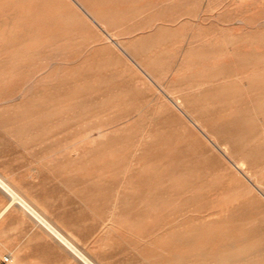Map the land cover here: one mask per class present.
Returning a JSON list of instances; mask_svg holds the SVG:
<instances>
[{"label":"rangeland","instance_id":"obj_1","mask_svg":"<svg viewBox=\"0 0 264 264\" xmlns=\"http://www.w3.org/2000/svg\"><path fill=\"white\" fill-rule=\"evenodd\" d=\"M113 1H114L113 3L112 2L110 3L114 4L115 9L113 10V12H115L117 16L122 17L121 19H123L126 17L124 15H128V19H129L128 22H126L124 26L119 27L122 35H124L125 38L133 37V39L137 38L136 35H139V33L140 35L138 37H140L141 35L146 36L149 32L148 28L142 31L137 29H140V27L145 25L146 22H144V18H147L153 14L154 10L151 4L152 0L149 1L148 0H130V1L113 0ZM238 1L241 2L240 3L241 5L239 4ZM235 2L237 3L234 4ZM255 7H257L258 9ZM211 8H213V10H211ZM178 9L181 11V17L178 19V21L175 22L169 21L168 23L169 26L165 28V31H162V33L160 32L158 36V38L160 37L163 38L164 36L165 38L164 41L162 42L166 43L167 45L168 44L170 45L167 46L164 45L163 43H158L160 45L159 46L156 45L154 46V48H151V52H149L150 54L148 53V57H147L150 58L153 57V55L158 57V59L164 64V69H165L164 75L166 74V70L168 67L169 69L172 67L174 69V67L180 61V58H182L183 53L188 48V45L186 44L187 43L186 39L188 35H190V33L192 32L204 34L209 30H211L212 32L218 31L220 28L226 30L228 33L229 32L232 33L233 31V33L241 34L242 35L241 38L244 40L246 39L248 43H252V41L254 42L257 41L258 39L260 40L262 39L261 41H263L264 39V19H262L264 17L263 0H244V2H242V0L241 1L240 0H179L178 2H173V1L169 2L166 5V7L163 9V11H161V9L159 8L156 9V11L158 13L161 12L164 13L167 19L174 20L176 19L174 18V12H176V10ZM57 11L52 10L53 13L55 12L54 15L56 16L55 17L56 19L54 18L55 22L50 25L49 29L51 30V33L54 34V36L57 35L56 36L57 38L61 37L60 38L61 41L57 39L59 42L58 41L56 42V37H52V34L50 36L52 38H50L48 34L44 32L38 33L36 31H33L35 33V36L34 33L31 31L26 33V38L21 39V42L30 44L32 43L31 41L33 40L32 38H35L32 44H34V51L36 50L38 52L36 53L38 55H36L35 53L31 55V56H35L34 58L31 57L30 55L23 56V58L25 59L24 62L27 61L26 64L28 62L29 63L34 62L37 65V67L41 68L43 66L46 67L48 61L51 62L50 64L48 63L49 67L54 64L57 68L56 69L54 68L55 66H51L49 69V67L47 66V68H45L46 72L42 74L43 76H47V78H45L46 81L44 79H43L44 81L42 80L43 86L41 87L44 89L42 88H41L42 90L40 89L41 90L40 96L42 100L38 111L39 114L35 116L33 119L32 118L30 119L29 114L26 112L29 111L28 108L26 107L27 106L26 101L22 102L20 104L21 106L17 104H10L0 107V120L2 119L3 122L2 120L1 122L5 124L2 125L0 122V177L16 192V194L22 198L24 197L25 199H28L31 202L35 203L40 208L45 218L54 226L56 225L57 228L74 244L77 243L76 247L79 250V252L82 253L83 256L85 257L87 256L86 258L89 261L91 259L93 264H196L201 260L196 259L197 262L194 259L192 260V262L187 261L186 259H183L184 255L193 253L195 251H201L204 249L205 250L209 249L207 251H213L215 249V247L212 245L213 242L214 244L217 243L222 244L223 242H226L225 240H227L226 239L227 237L226 235L223 234V232L225 230L229 231V229L232 228L234 225L232 224L233 222L238 221L240 224L239 226L246 227L247 226L246 221L252 220L251 217L255 219L259 218L260 220V216H261L260 214H262L261 218L264 219L263 217L264 211L262 210V208L261 209L257 208L258 205L257 199L253 198L252 196L247 194L246 191L240 188L238 182H236L235 180L234 181L230 180L229 177H227L226 179L227 181L224 180L225 182L223 181V183L220 181L221 185H219V183H216L214 181L215 178L213 179L212 177L216 176V178L219 180L223 176H225V173L222 176L221 174L224 171L223 170L219 171V169L221 170V168L219 167L218 169L217 161L211 156H208V154H205L203 141L198 137H196L195 135L188 132L187 130H185L182 121L180 122L179 119L162 115L158 113L156 109H154L155 106L152 104H155L154 103L155 97L151 94L152 92L149 89L148 91L144 92L145 90H147V88L134 87L136 85L132 80L134 77L138 76L136 70L129 66L128 67L126 66L127 68H124L125 66L124 65L122 66L123 62L121 61L119 55L116 52H113L111 50L108 54V51L110 49H107L108 51H106L105 48L104 50H100V51L98 49H95L94 51L98 50V52L97 51H96L97 53L94 52L92 50V45L94 44L92 43V37H94V34L96 36L97 33L92 32V33L83 34V32L86 33L85 32L86 29H83L82 27H78L80 25L82 26V24H80L79 22L76 23L75 14L72 11H69L68 13L67 12L63 13V10H57ZM70 12H72L73 14ZM69 13L72 15L70 16ZM30 14L33 13L26 14L25 20H28L26 17L32 16ZM63 14H65V16H68L69 14L70 16L69 20L71 19L74 20L75 22L74 21L71 22V23L74 22V24L71 25L69 20L67 22H63L64 23L63 24L61 22L62 20L61 18L64 16ZM60 15L63 16L61 17ZM65 16L63 17V19H67L69 17L68 16L67 18H65ZM34 17L32 16L29 18L32 19ZM204 17L209 18L210 22H214L212 28L208 29L209 26L201 25L202 21H204L203 20ZM238 19H243L244 23H240ZM131 25L132 27L136 25L137 26L136 28L134 27L132 29ZM232 25L233 26L235 25V27L233 28ZM238 25L239 26L242 25V26L238 28ZM72 26L74 27L73 30H71ZM67 27H70L69 28L70 32L66 31L67 32L66 34L63 30L64 29L67 30L68 29ZM235 28L237 29L235 30ZM80 30L81 32L80 34H78ZM87 31L89 32V30ZM134 31L136 34L134 33ZM41 33L42 36H40ZM72 33L74 34L72 35ZM69 34L71 36H69ZM81 34L84 40L81 39ZM46 35L49 37L48 39L45 37ZM85 35L88 36V39H86L87 36ZM78 36H80V38H78ZM65 38H67L68 40L67 39H66L67 41L63 40ZM73 38L76 39L73 40ZM42 39L45 40L43 41ZM46 39L48 41H53V42L55 41V44L61 47L63 46L62 41H65L64 44H66V47L63 46L65 49L59 48V46L58 47L54 46L55 45L54 43L52 44L53 46L50 45L49 47H43L42 45L46 43L45 42ZM36 40L37 42L39 41L38 45L37 42L35 44ZM40 41L42 42L41 44ZM72 41L73 43L71 44L75 43L76 45L77 44H80L81 46L83 45V48L86 47L84 49H86L87 52H85L86 50H84L81 46L78 45L76 46L75 44L74 45L76 49L70 48L72 45L67 46L68 43ZM5 43H7L6 45H8L9 44L8 40H6ZM86 43L89 44L88 47L85 46ZM54 47L56 49L58 48L57 49L58 53L57 50L56 51L51 50V48L53 49ZM66 49H68L69 52H67L66 55H63ZM80 49H82V51ZM159 49L163 51L165 50L168 54H166V52H163ZM43 51H45V53ZM104 51H106V53ZM53 52L55 54H52ZM75 52L79 54L78 55L76 54L77 55L76 56ZM92 53H94L95 55H93ZM110 53L113 55H111ZM114 53H116V56ZM102 54H106L104 55L105 57H103ZM47 55L49 56L51 55L52 57L53 55L55 57H57L56 55H58V57L52 58L51 56L48 57ZM62 55L63 57L60 58ZM83 55L84 56L87 55V57L84 58ZM88 55H90L91 57L90 59ZM44 56L47 59L46 61L43 60ZM82 57H83V61H82ZM115 57H117L116 58L117 60L115 59ZM249 57L253 58V55H249ZM63 58H67V59L63 60ZM262 58L264 60V55L262 56ZM57 59H58V63L56 61ZM78 59L80 63L75 62L77 63L75 65V63L73 62L78 61ZM54 60L56 63H53ZM85 60L87 63L84 62ZM98 60L101 63L97 64V62H99ZM59 62L61 63L63 62V63L60 64ZM83 62L84 64L82 65ZM104 62L106 63L105 65L103 64ZM96 64L97 65L100 64V66L104 65L105 67L103 66L104 68H102L101 66L100 68V66H97ZM57 65H59L60 67L62 66L63 71L61 70V68H59V66L57 67ZM72 66L74 68L75 67L77 68L72 70L73 69ZM83 66L85 67L87 66L88 68L86 69L88 70H84ZM106 68L109 69V71ZM97 69L98 72L101 70L104 71L103 69H105V72L102 73L103 75L107 76L106 81L108 82L106 81L104 82L105 77L102 76L101 72L98 73ZM23 71L27 72V69L25 68V70ZM83 71H87V73L85 72L86 73L85 74ZM59 72L61 73L60 75L61 77L59 76ZM88 72L89 75L91 74L90 72H94V74L92 73L93 75H90V79ZM95 72L98 73V76L95 75L97 74ZM77 74H79L78 77ZM53 75H55L54 76L55 80L54 79L49 80V78L51 79ZM57 75L60 78L58 79V81H57V77H58ZM84 75L87 76V77L85 76L87 84L90 85L91 83H88V81L93 79L92 83L93 82L94 83L91 84L93 87L97 86L96 83H98V87L101 86L99 88L97 87L98 90L100 88L102 90V91L100 90L101 92L98 91L99 94L96 92L97 89L93 88L94 93L92 91V95H91L92 98L89 95V93L91 94L92 86H90L91 88L88 87L89 85L86 87L87 84L84 79L85 78ZM94 75L96 79L101 75L100 78L101 80H98L99 79L98 78L95 81ZM113 75L115 76L113 77ZM168 75H170V73ZM198 76L199 74H192V75L188 74V76L186 75L185 77L182 78V80L184 83H190L198 79ZM66 78L68 81L71 80L67 84L66 82L68 81H66ZM74 79H76V81ZM64 80L66 82H64ZM77 81L78 82L83 81V82L78 83ZM99 81H101L100 83L101 85L99 84ZM44 82L51 83V85H49V88L48 85L44 84ZM57 82L58 85L56 86ZM59 83H63V84L65 83V86L67 85L68 87L69 86L70 87L69 88L67 86H66L67 88L63 87L64 85L63 84L59 85ZM105 84H107L106 88L103 89L106 90H103L102 87H105ZM81 85H83V87L79 88V86ZM84 86L86 88H84ZM121 86H125V87L121 88ZM87 88L89 89V93ZM117 88L119 89L118 91ZM110 89L113 91H111ZM143 89L144 91H141ZM121 90L122 91L125 90V91L122 92ZM61 91L64 92L65 94L79 93V96H81L82 94L83 99L81 96L80 98L82 100L80 98L79 100L78 99L75 100L72 99L70 95L69 96L66 95L67 97L65 98V94L63 95ZM108 91L109 94L107 95L108 96L107 97L105 94H107ZM225 91L229 97L228 98L229 100L227 99L225 102H219L217 98L220 99V94H218V91L216 92V90H213L212 96L214 97V101H212L211 103H206L207 101L203 102L204 106L208 105L213 108H219V109L224 107L228 108L230 106L231 107L240 106L250 110H252V108H254L255 110L258 109V112H262L264 114V90L250 93L251 95L249 97L244 93L242 94V92L240 91V89H238V86L236 85L227 87ZM45 92H47L48 95ZM115 92H117V94H115ZM147 92L148 93L151 92L149 93L150 95L147 94ZM59 93L61 95L58 96L57 94ZM145 93L147 94V96ZM96 94H98V96H96ZM113 94L115 96L114 98H112ZM120 94H122L124 98L121 97L122 95ZM77 95L78 94H75L73 95V97L75 98ZM86 95L89 96V98L91 99L90 100L86 99L88 98ZM120 97L123 98V100L119 101L120 103L118 104V100L120 99ZM135 97L138 99H136ZM62 98L64 99L62 100ZM50 99L54 100L55 102L54 101L52 102V100ZM65 99H72V101L75 100L77 104L81 102L80 104L83 105L82 109L84 110L80 108L81 107L80 104L77 106V104L74 102L71 103L69 102V104L67 105V102L71 100L68 101L66 100L65 102ZM93 99L94 101L92 102ZM99 99L100 100L103 99L101 102L104 103V106H102V103L100 102ZM132 99L135 103L132 101ZM144 100L146 102H143ZM151 100L153 103L151 102ZM112 101L114 102L117 101V103L115 102L114 104V102ZM94 102L95 104L98 102L99 103L98 105L97 104L95 105ZM129 102L130 105L133 104L134 107L136 105V109L138 108L137 106L139 105L140 106L139 111L144 108L143 110L144 112L140 111L141 113L143 112L141 114L137 110L138 111L137 113L134 107L132 109L133 105L130 106L128 104ZM108 103H111L112 105L111 104L109 105H111L112 107L113 105L115 106L113 108H110L111 106L108 107ZM148 103H152V104H148ZM72 104L73 105L75 104L76 106H72ZM143 104L146 106V108L145 106H143ZM16 105L18 106V108ZM64 105L68 110L64 107ZM148 105L149 108L150 109L152 108L151 110L154 112H152L151 110L150 112L149 108L147 109ZM90 106L94 109L97 107L100 108H97L98 112L95 113L96 110L92 109ZM101 107L103 109L106 107L104 110L106 113L102 110ZM79 108L80 110H78ZM88 108L91 109L92 111L91 110L87 111ZM72 109H73V113L70 114L72 111H70L69 113V110ZM99 110H101L100 111L101 113L99 112ZM80 111H83L82 113L87 112L89 114L88 115L87 113L82 114L80 113ZM147 111L148 113H150V115L148 114V116L145 113ZM23 112L27 113L28 115L24 114ZM74 112H76V114H74ZM93 112L95 114H92ZM7 113H9L10 116ZM54 114L55 115L57 114L56 115L57 117ZM63 114L64 116H62ZM79 114H82V117ZM97 114H98V118L94 116ZM84 115H86L87 117ZM124 115H126L125 118L123 117ZM100 116H103L104 118H101ZM127 116L130 118L128 119ZM148 117H151L150 120L148 119ZM66 118H68L67 122L66 120H64ZM76 118L78 119L77 121L75 120ZM44 119L47 121H43ZM109 122L110 123L112 122L113 127H118V125H120L121 126L120 131L123 129L122 132L120 133L119 131L120 126L117 128L118 130L115 128L117 131H119V134L116 130H114V128L110 129L111 124ZM244 122L246 125L248 124L249 126H252L257 129L260 123L255 120L253 114L249 115L248 117H245ZM59 123L61 126L58 125ZM68 123L70 124V126ZM233 123L232 124L236 126L237 123L236 122ZM129 124L131 126H129ZM66 125L68 126L69 130L67 129ZM104 127H106V129ZM107 128L110 131L107 130ZM145 128L146 130H143ZM59 129L61 130L63 129V130L61 131ZM112 130H114V132ZM67 131L69 134L66 133ZM70 131L73 135L70 133ZM55 132L57 133L59 132V134ZM81 132H83V134ZM60 133L61 134L64 133V135L63 134L61 135ZM261 133L262 132L260 131L259 135H261V139H263L264 136ZM104 134L106 137L104 136ZM150 134H154L155 138H149ZM22 137L24 138L22 139ZM67 137H69L68 140H66ZM76 137L77 140L79 139L81 140V142H78L79 140L77 141L75 139ZM31 138L37 140L39 138L40 139L39 142L37 143L36 142L37 140L33 141ZM83 138L84 139L88 138L89 140L91 138V140L89 141L88 139H85L86 140L85 141L83 140ZM59 139L60 141L64 140L63 141L64 145L62 144L63 142L57 145V142H60ZM72 140H74L73 143H70V141ZM31 141L33 142V145L39 144L37 145L38 150L40 147L39 153L37 150H35L36 148L35 145L33 146L34 148L32 147ZM136 141H138V143ZM66 142H68L66 146L72 144L74 145L76 143L80 144V147H82V152L85 153H82L79 157L74 156L73 153L70 152V149L66 150L65 147H63L65 146ZM25 143L27 145H24ZM135 144L138 146H136ZM60 145L62 146V148L59 147ZM28 148L30 150H28ZM56 148L58 150H56ZM41 149L43 150V152L41 151ZM145 149H147V151H145ZM35 151H37V153ZM34 154H35V158H34ZM83 154H85L86 157H84L85 155ZM142 154L143 156L139 158ZM36 158L38 161L36 160ZM39 159H42V161H40ZM137 161H141L143 163V166L141 168L139 165H134ZM169 161L170 163H168ZM258 161L261 165H263L264 157L258 158ZM33 162L36 165L33 164ZM40 163L42 164V166ZM39 164L40 166H38ZM171 165L174 167H172ZM215 166L217 167L216 170H218V171H214L215 174L214 172L212 174H205L206 168L209 167L212 168ZM46 167H48L49 169ZM133 168L136 171H134ZM168 168H171L172 171H168L169 170ZM51 170L53 171L54 174L52 173ZM196 171L199 173H197ZM172 172H175L174 175H172L173 174ZM115 173L118 175H116ZM162 173L165 174L163 175ZM195 173L197 174V178ZM169 176L171 177V179L169 178L171 181L174 180L172 183H170L171 181H167L166 177ZM202 177L203 178L206 177V178L203 179ZM77 181H79V183ZM196 182H200V183H196ZM127 184H130L129 186L133 190L135 187H136L135 190L136 189L139 190L137 191L134 190L132 192V189ZM214 185L215 186L218 185V187L217 186L215 187L218 189H214ZM119 186L120 187L123 186L122 189L124 191ZM187 187L189 188V190L190 189L191 190L189 191ZM115 188H117L118 191ZM193 189H196V191L194 190L195 192H192ZM201 189H203L204 191L203 193L205 196L203 195ZM234 190L236 191L234 192ZM184 191L185 193L183 197ZM197 191L199 192V194ZM196 192L199 196L198 198L193 197L194 199L193 200L191 196H195L193 195V193ZM155 193L156 194L159 193V196H161V198L158 196V194L156 195ZM225 193H227L228 195ZM186 194L190 196H186ZM224 194L225 196L226 195L227 196L225 197ZM167 195L169 196L167 197ZM124 196L126 197L124 198ZM183 198L186 199L184 200ZM143 199L144 201H141ZM164 199H167V201H164ZM158 200L162 202L160 203L159 201L160 203L159 204L157 203ZM180 200L184 202H180ZM186 201H188V204L190 201L191 205L189 204L188 206V204H186ZM145 202L147 203V206ZM133 203H136V205ZM176 204H178V207L177 206L175 207ZM141 205L151 208L152 211L144 206L142 207ZM193 205L194 207H192ZM171 206L174 211L173 210L169 211L170 209H172ZM166 207L167 208L169 207L170 209L169 208L167 209ZM198 207L199 208L201 207L199 209L200 210L199 213H197L199 210L198 211L196 210L198 209ZM114 208H117L119 213L121 214L120 220L116 222L114 221V219H116L117 216L111 217L110 215V213L113 212ZM193 210L196 212H193ZM221 210L223 211L220 212ZM213 212L216 214H214ZM218 213H220L219 215L220 218L217 220ZM0 215H1L0 264H6L3 261V257L6 254L12 255V258H14L11 264H88L83 257H80V255L77 252L67 248V246H65L62 242H60V240H58L55 236L52 237L46 234L45 231L40 226L32 222L29 218H27V216H24V213H22V211L18 209L14 203H11L9 197H7L4 194V192H2L1 190H0ZM151 217L153 220L155 219L156 220L154 222L152 221L150 222ZM126 218L127 221H123V219ZM106 219H108L106 221L107 225L105 223ZM118 219L119 216L117 217V220ZM167 221L170 222L168 223ZM144 223L149 225L151 224L152 226L151 225L145 226ZM141 224H143V227H141ZM148 228L150 230H148ZM109 229L112 230L109 231ZM117 230H118V234H117ZM108 231L111 233L113 231V233L111 234ZM135 232L136 235H133L135 234ZM186 232H188L189 234H187ZM184 233H185V237H184ZM125 234H127L128 236ZM220 235H222V237ZM180 237L182 238V240L185 238L184 240L185 243L182 240H180L181 239ZM190 238H192L191 239L192 242L190 241ZM186 240H188L189 242L186 243ZM77 254L79 255V257ZM180 255H182L183 257L181 256L180 258ZM145 261L149 263H146Z\"/></svg>","mask_w":264,"mask_h":264},{"label":"bare ground","instance_id":"obj_2","mask_svg":"<svg viewBox=\"0 0 264 264\" xmlns=\"http://www.w3.org/2000/svg\"><path fill=\"white\" fill-rule=\"evenodd\" d=\"M130 1V0H129ZM149 1V0H148ZM178 2L179 0H152L151 4H152V8L154 10L153 14L150 15L147 18H144V22L145 25L140 27V29L137 30H145V29H149L148 34L145 35H141L140 37H138L140 35H136L137 38L133 37H126L124 35H122L121 30L119 27L124 26V24L126 22H128V15H124L126 16L125 18L121 19L122 17H119L116 15L115 12H113V10L115 9L114 4H112L114 1L113 0H0V107L5 106V105H10V104H17L20 105L22 102L26 101L27 104V108L29 111H26L29 114L30 119L34 118L35 116H37L39 114V107L41 105V96H40V91L44 88H42V80L45 78H47V76H43L42 74L46 72L47 66L49 67V64L51 62L47 61V66H43L45 64H43V67H37V65L34 62H28L26 64L25 59L23 58V56L26 55H32V54H36L38 53L36 50V52L34 51V44L33 41L35 40V38H32L33 40L32 43H23L21 42L22 38H26V33L27 32H44L46 34H48V36H51V30L49 29L50 25L53 24L54 18L56 17L54 15L53 11H57V10H63V13L65 12H69L72 11L75 14V20L76 23L79 22L80 24H82V26H78V27H82L83 29H86L83 34H87V33H94L96 32L97 35L94 37H92V43H94L92 45V50L94 51L95 49L100 50H104V48L106 49V51H108L107 49H110L108 51L109 52L112 50L113 52H116L122 63V66L124 65V68H127L128 66L135 69L136 72L138 73V76L133 78V82L136 86V88H147V90L144 91H148V89L152 92L151 93L155 98H154V103H148V104H152L154 106V109L157 110L158 113L165 115V116H169V117H174L180 120V122L182 121L183 127L185 130H187L188 132H190L191 134L195 135L196 137H198L199 139H201L204 143V149H205V154H208V156H211L212 158H214L217 161V165H218V169L219 167L221 168V170L219 169V171H224L222 172V176L225 173V176H223L221 179H217L216 176L212 177L214 179V181L216 183L220 184V181L223 183L224 180L227 179V177L230 178V180H235L236 182H238L240 188H242L244 191L247 192V194H249L250 196H252L253 198H256L258 201V205L257 208H262V210L264 211V164L261 165L258 161V158L260 157H264L262 155H264V114L262 112H258V109H254L252 108V110L247 109V108H243L240 106H233V107H224V108H213L211 106L205 105L203 102L206 103H211L212 101H214V97L212 96V91L216 90V92L218 91V94H220V99L217 98V100L219 102H225L229 97L225 91V89L227 87L236 85L238 86V89H240V91L242 92V94H246L248 97L251 95L250 93H254V92H259V91H263L264 90V60L262 58V56L264 55V39L263 41H261L260 39H258L257 41H252V43H248L246 41V39H242V35L238 34V33H232L231 32H227L224 29H220L218 31H214L212 32L211 30H209L208 32L201 34V33H196V32H192L190 33V35H188L187 37V45L188 48L186 49V51L183 53L182 58H180V61L177 63V65L172 68L169 69V67L166 70V74L170 73V75H164V64L158 59V57H156L155 55H153V57L147 58L148 57V53L151 52V48H154V46L156 45H160L158 43H163L162 41H164V36L163 38L159 36V33L162 31H165V28H167L169 26V21H178V19L181 17V11L178 9L176 10V12H174V18L176 19H172L169 20L165 17L164 13H158L156 11V9H161V11H163V9L166 7V5L169 2ZM241 1V0H240ZM264 1V0H263ZM112 2V3H110ZM239 2V1H238ZM242 2H244V0H242ZM237 2H235L234 4H236ZM241 2H239L240 4ZM257 3V1H256ZM246 4V3H245ZM241 5V4H240ZM261 5V3H260ZM231 6V5H230ZM238 6V5H237ZM121 8V7H120ZM257 8V7H255ZM258 9V8H257ZM211 10H213V8H211ZM137 11V9H136ZM254 11V9H253ZM58 12V11H57ZM60 12V11H59ZM70 12V13H72ZM29 13H33L30 14L32 15L34 18H29L26 17L28 20H25V16L26 14ZM69 13V14H70ZM72 13V14H73ZM203 13V12H202ZM248 13V12H247ZM58 14V13H57ZM62 14V13H61ZM68 14V16H69ZM70 14V16L72 15ZM184 14V13H183ZM253 14V13H252ZM65 16V14H63ZM62 15V16H63ZM67 15V14H66ZM176 15V17H175ZM216 15V14H215ZM259 15V14H258ZM61 16V15H60ZM61 16V17H62ZM63 16V17H64ZM68 16H65V18H67ZM70 16L67 19H63V17H59L61 18V22H67L70 18ZM123 16V17H124ZM204 16V15H203ZM257 16V15H256ZM74 17V16H73ZM130 17V16H129ZM72 18V17H71ZM132 18V17H131ZM56 19V18H55ZM58 19V18H57ZM133 19V18H132ZM137 19V18H136ZM182 19V18H181ZM264 19V17L262 18ZM261 19V20H262ZM60 20V19H59ZM58 20V21H59ZM65 20V21H64ZM138 20V19H137ZM204 21H202L203 26H209L208 29L212 28V25H214V22H210V19L207 17L203 18ZM260 20V21H261ZM70 24H74V20H69ZM72 21H74L73 23H71ZM135 21V20H132ZM207 21V22H206ZM238 21L240 23H244L243 19H238ZM263 21V20H262ZM60 22V23H61ZM204 22V23H203ZM237 22V21H236ZM57 23V20H56ZM61 23V24H62ZM135 23V22H134ZM177 23V22H176ZM233 23V22H232ZM231 23V24H232ZM64 24V23H63ZM230 24V23H229ZM234 24V23H233ZM263 24V23H262ZM55 25V24H54ZM77 25V24H76ZM128 25V24H127ZM134 25V24H132ZM133 29L134 27L136 28V26L132 27ZM57 26V25H56ZM129 26V25H128ZM199 26V25H198ZM233 26V25H232ZM242 26V25H240ZM240 26L238 25V28H240ZM59 27V26H58ZM87 27V28H86ZM235 27V25L233 26V28ZM53 28V27H52ZM68 29H64L63 31L67 34L66 31L70 32V27H67ZM73 26L71 27V30H73ZM130 28V27H129ZM180 28V27H179ZM182 28V27H181ZM232 28V29H233ZM63 29V28H62ZM189 29V27H188ZM237 28H235L236 30ZM45 30V31H44ZM89 30V32L87 31ZM91 30V31H90ZM94 30V31H92ZM135 30V29H134ZM137 31V32H140ZM68 32V33H69ZM81 30L79 31L78 34H80ZM132 32V31H131ZM237 32V31H235ZM34 33V32H33ZM42 33L40 36H42ZM135 33V31H134ZM165 33V32H164ZM32 34V33H31ZM71 34V33H70ZM69 34V36H71ZM74 33H72L73 35ZM125 34V33H124ZM136 34V33H135ZM91 35V34H90ZM89 35V36H90ZM134 35V34H133ZM165 35V34H164ZM35 36V33H34ZM47 35L45 36L47 39L49 38ZM57 36V35H56ZM54 36V34H52V37H56ZM87 36V35H85ZM93 36V35H92ZM42 37V38H45ZM50 37V38H52ZM63 37V36H62ZM77 37V36H76ZM178 37V36H177ZM39 38V37H38ZM61 38V37H60ZM60 38L56 37V42L59 40L61 41ZM69 38V37H68ZM78 38H80V36H78ZM37 39V38H36ZM46 39V43L44 45H42L43 47H49L50 45H52L53 43L55 44V41H48ZM58 39V40H57ZM67 38L63 39L66 40ZM76 39V38H75ZM73 38V40H75ZM81 39L84 40V38H82V34H81ZM88 39V36L87 38ZM85 39V40H86ZM90 39V38H89ZM133 39V40H132ZM8 40L9 44L6 45L7 43H5V41ZM40 40V39H39ZM43 41L45 39H42ZM53 40V39H52ZM68 40V39H67ZM66 40V41H67ZM72 40V39H71ZM70 40V41H71ZM91 40V39H90ZM58 41V42H59ZM89 41V40H88ZM37 40L35 41L36 44ZM62 45L64 47H66V44H64L65 41H62ZM85 42V41H84ZM91 42V41H90ZM5 43V44H4ZM39 41L37 42L38 45ZM42 42L40 41V44ZM70 43V44H69ZM67 46H71L70 48L72 49H76L74 44L72 42H69ZM168 43V42H167ZM164 45H167L166 43H163ZM181 44V43H180ZM61 45V44H60ZM74 45V46H73ZM78 46H81L80 44H77ZM76 45V46H77ZM89 44H85V46L88 47ZM91 45V44H90ZM170 45V44H168ZM167 45V46H168ZM41 46V45H40ZM53 46V45H52ZM51 46V47H52ZM56 47H58L59 45H54ZM59 46V48H64V47ZM182 46V45H181ZM37 47V46H36ZM74 47V48H73ZM83 48V45L81 46ZM69 48V49H70ZM86 48V47H84ZM83 48V49H84ZM90 48V47H89ZM88 48V50H89ZM159 48V47H158ZM157 48V49H158ZM166 48V46H165ZM164 48V49H165ZM47 49V48H46ZM54 49V50H53ZM51 48L52 51H56L57 49ZM65 49V48H64ZM168 49V48H167ZM180 49V48H179ZM82 51V49H80ZM77 50V51H80ZM86 50V49H84ZM91 50V51H92ZM98 50H96L98 52ZM161 50V49H159ZM46 51V50H45ZM45 51H43L45 53ZM90 51V52H91ZM94 51V52H96ZM106 51H104L106 53ZM163 51V50H161ZM41 52V51H40ZM69 52L68 49H66L65 53L63 55H66V53ZM71 52V51H70ZM73 52V51H72ZM87 52V50L85 51ZM96 52V53H97ZM163 52H166L165 50ZM58 53V50H57ZM63 53V52H62ZM89 53V52H88ZM116 53L115 56H116ZM162 53V52H161ZM178 53V52H177ZM40 54V53H39ZM52 54H55L54 52ZM61 54V53H59ZM77 53L75 52V55ZM79 54V53H78ZM77 54V55H78ZM81 54V53H80ZM84 54V52H83ZM93 55H95L94 53H92ZM111 54V53H110ZM150 54V53H149ZM152 54V53H151ZM166 54H168L166 52ZM181 54V53H180ZM38 55V54H36ZM63 55L60 57L62 58ZM76 55V56H77ZM99 55V53H98ZM97 55V56H98ZM104 55L106 54H102L103 57H105ZM113 55V54H111ZM163 55V54H162ZM249 55H253L252 57H249ZM46 56V55H45ZM43 58V60H47L46 58ZM48 57H50L49 55H47ZM58 57V55H56ZM72 56V53H71ZM89 59L91 58L90 55ZM179 56V55H178ZM31 57H35V56H31ZM52 57V56H51ZM55 56L53 55L52 58H54ZM55 57V58H57ZM83 57H87L83 55ZM83 57H82V61H83ZM102 57V58H103ZM112 57V56H111ZM28 58V57H27ZM42 58V57H40ZM70 58V55H69ZM72 58V57H71ZM75 58V57H74ZM81 58V57H80ZM117 57H115L116 59ZM24 59V60H23ZM51 59V58H50ZM67 59V58H63ZM94 59V58H93ZM41 60V59H39ZM42 60V61H43ZM49 60V59H48ZM117 60V59H116ZM51 61V60H50ZM53 61V60H52ZM58 63V59L56 60ZM70 61V60H69ZM88 61V60H87ZM90 61V60H89ZM99 61V60H98ZM109 61V60H108ZM44 62V61H43ZM73 62V61H72ZM75 62H79L78 61H74ZM86 62V60L84 61ZM84 62L82 63V65L84 64ZM107 62V61H106ZM49 63V64H48ZM53 63H56L55 60ZM60 64H62L61 62H59ZM71 63V62H70ZM80 63V62H79ZM87 63V62H86ZM101 63L100 61L97 62ZM176 63V62H175ZM77 63H75L76 65ZM95 64V63H94ZM96 64V65H97ZM104 65L106 64L105 62L103 63ZM74 65V64H72ZM79 65V64H78ZM101 65L102 68H104L105 66ZM173 65V64H172ZM51 66H55L54 64ZM50 66V67H51ZM59 65H57L58 67ZM69 66V65H68ZM71 66V64H70ZM88 66V65H87ZM84 67V70H88L86 68L88 67ZM93 66V65H92ZM97 66H100L97 65ZM100 66V68H101ZM104 66V67H103ZM127 66V67H126ZM174 66V65H173ZM49 67V69H50ZM73 67V66H72ZM91 67V65H90ZM167 67V66H166ZM25 68L27 69L26 71ZM53 68V67H52ZM51 68V69H52ZM56 68V66L54 67ZM59 68L62 69V66ZM69 68V67H68ZM77 68V67H75ZM73 67L72 70L75 69ZM48 69V70H49ZM57 69V68H56ZM107 69V68H106ZM45 70V71H44ZM104 71H99L97 69L98 73H104L105 69H103ZM109 71V69H107ZM106 70V71H107ZM56 71V70H55ZM59 71V69H58ZM65 71V70H64ZM73 72V71H72ZM84 73L87 71H83ZM95 72V73H97ZM58 73V72H57ZM66 73V72H64ZM70 73V72H69ZM76 73V72H75ZM74 73V74H75ZM82 73V72H81ZM85 73V74H86ZM90 75H93L94 72H90ZM93 73V74H92ZM98 73L95 74L96 76H98ZM102 76L105 77L104 82L106 81V77L105 75ZM113 74V72H112ZM188 74H199L198 79L193 80L190 83H184L182 78L185 77L186 75L188 76ZM61 75V73L59 72V76ZM79 74H77L78 77ZM89 75V72H88ZM90 75H89V79H90ZM94 75V77H95ZM107 75V74H106ZM119 75V74H118ZM55 75H53V77L49 80L54 79L55 80ZM58 76V75H57ZM59 76L57 77V81L59 78ZM83 76V75H81ZM86 75H84L85 77ZM115 75H113L114 77ZM61 77V76H60ZM74 77V76H73ZM72 77V78H73ZM87 77V76H86ZM86 77L84 78L86 81ZM92 77V78H94ZM68 78V77H67ZM66 78V81H68ZM81 78V77H80ZM99 78V79H98ZM101 75L100 77H97L98 80H101ZM62 79V78H61ZM88 79V80H89ZM96 77L94 78V80H97ZM43 80V81H44ZM76 81V79H74ZM78 80V78H77ZM81 80V79H80ZM92 80H89L88 83H92ZM112 80V79H110ZM46 81V80H45ZM64 80V82H66ZM71 81V80H69ZM66 82L67 83H69ZM74 81V82H75ZM63 82V81H62ZM78 82V81H77ZM83 82V81H80ZM78 82V83H80ZM108 82V81H106ZM112 82V81H111ZM72 83V82H71ZM101 83V81H99V84ZM45 85H51V83L49 82H44ZM63 84V83H59ZM82 84V83H81ZM87 84V81H86ZM87 84L86 87L88 86L89 88H91L90 86L92 85ZM97 86L93 87L92 86V90H91V94L89 93V89H88V93L91 96L92 95V91L94 89H97L98 87V83H96ZM113 84V83H112ZM119 84V83H118ZM58 85V82L56 84V86ZM63 87L65 86V83L63 84ZM73 85V84H72ZM71 85V86H72ZM75 85V84H74ZM84 85V84H83ZM83 85L79 86L83 87ZM101 85V84H100ZM102 87L103 88H106ZM77 86V85H76ZM104 86V85H103ZM68 87V86H67ZM66 87V88H67ZM70 87V86H69ZM68 87V88H69ZM84 86V88H86ZM101 87V86H99ZM98 87V88H99ZM113 87V86H111ZM125 87V86H121ZM131 87V86H130ZM42 88V89H41ZM94 88V89H93ZM120 88V89H121ZM41 89V90H40ZM47 89V88H46ZM114 89V88H113ZM133 89V87H132ZM235 89V88H234ZM101 88L98 90L97 89V93L98 91H100ZM106 90V89H103ZM111 90V89H110ZM119 89L117 88V91ZM237 90V89H236ZM45 91V90H43ZM47 91V90H46ZM102 91V90H101ZM100 91V92H101ZM113 91V90H111ZM116 91V88H115ZM122 91V90H121ZM125 90H123L122 92H124ZM128 91V90H126ZM233 91V90H232ZM58 92V91H57ZM62 92V91H61ZM60 92V93H61ZM85 92V91H84ZM95 92V93H96ZM105 92V91H104ZM121 92V93H122ZM131 92V90H130ZM135 92V91H134ZM47 95L48 93L45 92ZM57 94L58 96L61 94ZM86 93V92H85ZM94 93V91H93ZM111 93V92H110ZM129 93V92H127ZM147 92V94H149ZM236 93V92H235ZM56 94V93H55ZM62 94L64 95L65 93L62 92ZM78 94L76 97L78 98H74L73 95ZM71 94H65V98L67 97L66 95H70V97H72V99H78L82 96H79V93H71ZM99 94V93H98ZM98 94H96V96H98ZM101 94V93H100ZM105 94V93H104ZM109 94V91L107 94H105L106 96ZM115 94H117V92H115ZM119 94V93H118ZM123 94V93H122ZM120 94V95H122ZM146 94V93H145ZM146 94V96H147ZM133 95V94H130ZM150 95V94H149ZM44 96V95H43ZM56 96V95H55ZM87 96V95H86ZM95 96V95H94ZM88 98L86 99H91L89 98V96H87ZM108 97V96H107ZM111 97V96H110ZM114 94L112 96V98H114ZM121 97L124 98V96L122 95ZM118 100V104L120 103L119 101L123 100V98H121ZM132 97V96H131ZM138 97V96H137ZM85 98V97H84ZM94 98V97H93ZM136 98V97H135ZM134 98V99H135ZM149 98V97H148ZM216 98V97H215ZM64 98H62L63 100ZM72 99H65L66 100H71L67 102V105L69 104V102H74L77 104V102H75V100L72 101ZM81 99V98H80ZM83 99V96H82ZM81 99V100H82ZM85 99V100H86ZM106 99V97H105ZM109 99V98H108ZM138 99V98H136ZM141 99V96H140ZM146 99V98H145ZM238 99V98H237ZM52 100V99H50ZM59 100V99H58ZM61 100V99H60ZM84 100V101H85ZM98 100V99H97ZM100 100V99H99ZM103 100V99H102ZM100 100V102L102 101ZM114 100V99H112ZM125 100V99H124ZM143 100V99H142ZM229 100V99H228ZM54 100H52L53 102ZM94 101V99L92 100V102ZM106 101V100H104ZM133 101V99H132ZM136 101V100H135ZM50 102V101H49ZM55 102V101H54ZM64 102V103H65ZM79 102V101H78ZM108 102V101H107ZM114 102V101H112ZM117 103V101H115ZM114 102V104H115ZM134 102V101H133ZM131 102V103H133ZM143 102H146L145 100ZM43 103V102H42ZM51 103V102H50ZM81 103V102H80ZM79 103V104H80ZM99 103V102H98ZM98 103H96L98 105ZM102 103V106H104V103ZM135 103V102H134ZM137 103V102H136ZM25 104V105H26ZM52 104V103H51ZM56 104V103H55ZM77 104V106L79 105ZM86 104V102H85ZM84 104V105H85ZM93 104V103H92ZM95 104V102H94ZM95 104V105H96ZM111 103H108V107H110L111 105H109ZM126 104V103H125ZM130 105V102L128 103ZM16 105V106H17ZM66 105V104H65ZM64 105V107H65ZM66 105V106H67ZM81 105V104H80ZM133 104H131L130 106H132ZM21 106V105H20ZM19 106V107H20ZM49 106V105H48ZM70 106V105H69ZM68 106V108H69ZM72 106H76L75 104ZM83 105H81V109ZM115 105H113L114 107ZM143 106H145L143 104ZM8 107V106H7ZM25 107V106H24ZM47 107V106H46ZM87 107V106H86ZM91 107V106H90ZM107 107V106H106ZM105 107V108H106ZM107 107V108H108ZM112 106L110 108H113ZM134 105L132 106L133 109ZM138 108L136 109V105L134 107V109H136L135 111H139L140 106H137ZM151 107V105H150ZM18 108V106H17ZM66 108V107H65ZM72 108V107H71ZM75 108V107H74ZM73 108V109H74ZM80 108L78 110H80ZM92 108V107H91ZM100 108V107H97ZM97 108H92L94 110H96L95 113H97L98 109ZM102 108V107H101ZM105 108L102 110L104 111ZM146 108V106H145ZM149 108V105L147 106V109ZM9 109V108H7ZM25 109V108H24ZM67 109V108H66ZM73 109L69 110L72 111L70 114L73 113ZM115 109V108H114ZM117 109V107H116ZM131 109V110H132ZM152 109V108H151ZM149 108V111L151 110ZM68 110V109H67ZM77 110V109H76ZM84 110V109H82ZM91 109L88 108L87 111H89ZM108 110V109H107ZM143 109H141L140 111H143ZM262 110V109H261ZM9 111V110H8ZM23 111V110H22ZM47 111V110H46ZM92 111V110H91ZM101 110H99L100 112ZM109 111V110H108ZM107 111V112H108ZM112 111V110H111ZM114 111V110H113ZM134 111V110H133ZM137 111V113H138ZM139 111V112H140ZM152 111V110H151ZM150 111V112H151ZM17 112V111H16ZM61 112V111H60ZM77 112V111H76ZM76 112H74V114H76ZM83 111H80V113H82ZM105 112V111H104ZM117 112V110H116ZM144 112V111H143ZM142 112V113H143ZM154 112V111H152ZM24 114H27L25 112H23ZM62 113V112H61ZM79 113V112H78ZM87 113V112H84ZM82 113V114H84ZM94 112L92 114H95ZM101 113V112H100ZM98 113V114H100ZM106 113V112H105ZM112 113V112H111ZM109 113V114H111ZM136 113V114H137ZM141 113V112H140ZM141 113V114H142ZM146 115L148 116V114L150 115V113L145 112ZM144 113V114H145ZM9 114V113H7ZM6 114V115H7ZM23 114V115H24ZM27 114V115H28ZM53 114V113H52ZM82 114H79L82 117ZM89 113H87L88 115ZM91 114V113H90ZM98 114L94 115L95 117L98 118ZM253 114L254 118L256 121L260 122L259 123V127L254 128L252 126H249L248 124L246 125L244 122V118L248 117L249 115ZM55 115V114H54ZM57 115V114H56ZM55 115V116H56ZM10 116V114H9ZM59 116V114H58ZM64 116V114L62 115ZM86 116V115H84ZM106 116V115H104ZM108 116V115H107ZM134 116V115H133ZM132 116V119H133ZM142 116V115H141ZM57 117V116H56ZM71 117V116H70ZM77 117V116H76ZM80 117V118H81ZM87 117V116H86ZM101 118H104L103 116H100ZM124 118L126 117V115L123 116ZM128 117V116H127ZM139 117V116H138ZM137 117V118H138ZM45 118V117H44ZM63 118V117H60ZM75 118V116H74ZM78 118V117H77ZM75 119L76 121L79 119ZM117 118V117H116ZM130 117H128L129 119ZM135 118V117H134ZM151 117H148V119L150 120ZM9 119V118H8ZM36 119V118H35ZM89 119V118H88ZM96 119V118H93ZM2 120V119H1ZM0 120V122H1ZM53 120V119H52ZM63 120V119H62ZM68 120V118L64 119ZM73 120V119H72ZM80 120V119H79ZM84 120V118H83ZM131 120V119H130ZM129 120V121H130ZM36 121V120H35ZM34 121V122H35ZM43 121H47V120H43ZM82 121V120H81ZM111 121V120H110ZM3 122V120H2ZM1 122L2 125H5ZM6 122V121H5ZM12 122V121H11ZM33 122V121H32ZM58 122V121H57ZM128 122V121H127ZM236 122V126L233 125ZM243 122V123H241ZM49 123V122H48ZM95 123V122H94ZM110 123V122H109ZM126 123V122H125ZM233 123V124H232ZM46 124V123H45ZM69 124V123H68ZM111 127L110 129L116 130L120 125H118V127H113L112 122L110 123ZM127 124V123H126ZM139 124V123H138ZM148 124V123H147ZM53 125V124H52ZM59 126L60 123L58 124ZM115 125V124H114ZM117 125V124H116ZM44 126V125H43ZM54 126V125H53ZM67 126V125H66ZM65 126V127H66ZM70 126V124H69ZM125 126V125H124ZM129 126H131L129 124ZM128 126V127H129ZM142 126V125H141ZM147 126V125H146ZM7 127V126H6ZM5 127V128H6ZM107 127V126H106ZM106 127H104L106 129ZM127 127V125H126ZM143 127V126H142ZM10 128V127H9ZM55 128V127H54ZM61 128V127H58ZM63 128V127H62ZM116 128V129H115ZM144 128V127H143ZM68 129V126H67ZM66 129V130H67ZM121 129V126L119 127V131ZM20 130V129H18ZM48 130V129H47ZM57 130V129H56ZM61 130V129H59ZM63 130V129H62ZM61 130V131H62ZM69 130V129H68ZM107 130H109L107 128ZM114 130H112L114 132ZM118 130V129H117ZM116 130V131H117ZM123 130V129H122ZM122 130L120 131V133L122 132ZM127 130V129H126ZM143 130H146L143 129ZM3 131V130H2ZM10 131V130H9ZM53 131V130H52ZM60 131V132H61ZM110 131V130H109ZM119 131L118 134H119ZM128 131V130H127ZM258 131V132H257ZM262 132L261 134L263 135V139H261V135H259V132ZM4 132V131H3ZM54 132V131H53ZM23 133V132H22ZM57 133V132H55ZM68 133V131L66 132ZM71 133V131H70ZM83 134V132H81ZM112 133V132H111ZM143 133V131H142ZM6 134V133H4ZM28 134V133H27ZM52 134V133H51ZM59 134V132L57 133ZM61 134V133H60ZM64 135V133H62ZM61 134V135H62ZM69 134V133H68ZM72 134V133H71ZM70 134V135H71ZM113 134V133H112ZM34 135V133H33ZM69 135V136H70ZM73 135V134H72ZM143 135V134H142ZM105 136V134H104ZM44 137V136H43ZM72 137V136H71ZM106 137V136H105ZM104 137V138H105ZM15 138V137H14ZM24 137H22L23 139ZM42 138V137H41ZM103 138V139H104ZM131 138V137H130ZM140 138V136H139ZM149 138H155L154 134H150ZM19 139V138H18ZM32 139V138H31ZM40 139V138H39ZM39 139H32L33 141H36L37 143L39 142ZM69 137L66 138V140H68ZM73 139V138H72ZM77 140V137L75 138ZM88 139V138H85ZM83 138V140H85ZM65 140V141H66ZM79 140V139H78ZM77 140V141H78ZM89 140V139H88ZM91 140V138H90ZM89 140V141H90ZM94 140V139H92ZM154 140V139H153ZM200 140V142H201ZM14 141V140H13ZM17 141V139H16ZM60 141V139H59ZM64 141V140H63ZM63 141L57 142V145L59 143H62ZM74 140L70 141V143H73ZM86 141V140H85ZM32 142V141H31ZM34 142V143H36ZM41 142V141H40ZM78 142H81V140H79ZM138 143V141H136ZM135 142V143H136ZM15 143V142H14ZM68 142L65 143V149H70V152L73 153L74 156H80L82 153V147H80V144H72L69 146H66ZM69 143V144H70ZM94 143V142H91ZM100 143V142H99ZM64 145V142L62 143ZM90 144V143H89ZM118 144V143H117ZM198 144V143H197ZM24 145H27L26 143ZM23 145V146H24ZM35 145V144H34ZM33 142H32V147L34 146ZM39 145V144H37ZM37 145H35V150L38 151V147ZM41 145V144H40ZM97 145V144H96ZM136 145V144H135ZM160 145V144H159ZM56 146V145H55ZM95 146V145H93ZM138 146V145H136ZM135 146V147H136ZM194 146V145H193ZM192 146V147H193ZM26 147V146H25ZM46 147V146H45ZM44 147V148H45ZM49 147V146H48ZM57 147V146H56ZM60 148H62V146H59ZM89 147V146H88ZM92 147V146H91ZM191 147V146H190ZM200 147V146H199ZM27 148V147H26ZM34 148V147H33ZM59 148V149H60ZM189 148V146H188ZM43 149V148H42ZM41 149V151L43 152V150ZM92 149V148H91ZM136 149V148H135ZM175 149V148H174ZM200 149V148H199ZM28 150H30L28 148ZM56 150H58L56 148ZM64 150V149H63ZM62 150V151H63ZM180 150V149H179ZM37 151H35L37 153ZM95 151V150H93ZM145 151H147V149H145ZM168 151V150H167ZM34 152V151H33ZM54 152V151H52ZM51 152V153H52ZM102 152V151H101ZM29 153V151H28ZM41 153V152H40ZM133 153V152H132ZM170 153V152H169ZM60 154V152H59ZM126 154V153H125ZM181 154V153H180ZM57 155V154H55ZM85 155V154H83ZM146 155V154H145ZM196 155V154H195ZM93 156V155H92ZM143 156V154L139 157L141 158ZM39 157V156H38ZM37 157V158H38ZM86 157V155L84 156ZM88 157V156H87ZM90 157V156H89ZM34 158H35V154H34ZM32 158V159H34ZM36 158V160H37ZM43 158V156H42ZM83 158V157H82ZM87 159V158H86ZM118 159V158H117ZM131 159V157H130ZM35 160V161H36ZM40 161H42V159H39ZM84 160V159H82ZM90 160V159H88ZM101 160V159H100ZM116 160V159H115ZM114 160V161H115ZM137 160V159H136ZM182 160V159H180ZM38 161V160H37ZM46 161V160H45ZM49 162V160H48ZM85 162V161H84ZM90 162V161H89ZM177 162V161H176ZM175 162V164H176ZM37 163V162H36ZM42 163V162H41ZM40 163V164H41ZM87 163V161H86ZM170 163V161L168 162ZM33 164H35L33 162ZM40 164L38 166H40ZM47 164V163H46ZM36 165V164H35ZM79 165V164H78ZM134 165H139L140 168L143 166V163L141 161H137ZM42 166V164H41ZM45 166V165H44ZM129 166V165H128ZM172 166V165H171ZM127 167V166H126ZM134 167V166H133ZM170 167V166H169ZM174 167V166H172ZM171 167V168H172ZM185 167V166H184ZM48 168V167H46ZM66 168V167H65ZM108 168V167H107ZM128 168V167H127ZM138 168V167H137ZM171 168H168V171H172ZM216 166L212 167V168H206L205 169V174H212L214 171H218L216 170ZM49 169V168H48ZM134 169V168H133ZM71 170V169H70ZM104 170V169H103ZM127 170V169H125ZM132 170V169H131ZM37 171V170H36ZM50 171V170H49ZM52 171V170H51ZM106 171V170H105ZM124 171V170H123ZM122 171V172H123ZM134 171H136L134 169ZM144 171V170H142ZM146 171V170H145ZM83 172V171H81ZM107 172V171H106ZM115 172V171H114ZM118 172V171H117ZM150 172V171H149ZM197 172V171H196ZM53 173V171H52ZM104 173V172H103ZM102 173V174H103ZM119 173V172H118ZM167 173V170H166ZM174 175L175 172H172ZM190 173V172H189ZM199 173V172H197ZM219 173V172H218ZM221 173V172H220ZM54 174V173H53ZM107 174V173H106ZM105 174V175H106ZM116 174V173H115ZM163 174V173H162ZM165 174V173H164ZM163 174V175H164ZM215 174V172H214ZM65 175V174H64ZM114 175V173H113ZM118 175V174H116ZM122 175V174H121ZM196 178H197V174L195 173ZM87 176V175H86ZM107 176V175H106ZM112 176V175H111ZM131 176V175H130ZM162 176V175H161ZM220 176V175H219ZM122 177V176H121ZM221 177V176H220ZM219 177V178H220ZM226 177V178H225ZM67 178V177H66ZM167 181H171V177H166ZM170 178V179H169ZM203 178V177H202ZM206 177H204L203 179H205ZM228 178V180H229ZM89 179V178H88ZM159 179V177H158ZM185 179V178H184ZM194 179V178H193ZM123 180V179H122ZM187 180V179H186ZM199 180V177H198ZM197 180V181H198ZM61 181V180H60ZM174 180H172L170 183H172ZM227 181V180H226ZM62 182V181H61ZM79 183V181H77ZM185 182V181H184ZM188 182V181H187ZM201 182V181H200ZM200 182H196V183H200ZM225 182V181H224ZM121 183V182H120ZM122 184V183H121ZM119 184V185H121ZM186 184V183H185ZM235 184V183H234ZM76 185V184H75ZM128 186L130 184H127ZM137 185V183H136ZM134 186V185H133ZM164 186V185H163ZM218 187V185H216ZM214 185V189H218L215 188L216 187ZM120 187V186H119ZM125 187V186H124ZM130 187V186H129ZM127 187V188H129ZM158 187V186H157ZM190 187V186H189ZM212 187V185H211ZM210 187V188H211ZM121 189L123 188L120 187ZM131 188V187H130ZM136 188V187H135ZM134 188V190H135ZM188 188V187H187ZM117 190V188H115ZM132 189V188H131ZM148 189V188H147ZM211 189V190H214ZM0 190L2 192H4V194L9 197L11 203H14L16 205V207L18 209H20L22 211V213H24V216H27V218H29L32 222H34L36 225L40 226L46 234L50 235V236H55L58 240H60V242H62L65 246H67V248L77 252L80 257H83L84 260L88 263V264H93L91 259L90 261L82 255V253L79 252V250L76 247V244H74L69 238H67L58 228L57 226L55 227L52 223H50L45 216L42 214V211L40 210V208L33 202H31L28 199H25L24 197H20L19 195L16 194V192L0 177ZM123 190V189H122ZM130 190V189H128ZM127 190V191H128ZM132 189V192L134 191ZM139 189H136L135 191H137ZM160 190V189H159ZM187 190V189H186ZM189 190V188H188ZM191 190V189H190ZM189 190V191H190ZM196 189H193L192 192H195ZM202 193L204 192L203 189ZM206 190V189H205ZM210 190V191H211ZM237 190V189H236ZM234 190V192L236 191ZM118 191V190H117ZM116 191V192H117ZM124 191V190H123ZM154 191V190H153ZM139 192V191H138ZM198 192V191H197ZM193 193V195L195 196H191L192 199L193 197H197L198 198V194ZM226 192V191H224ZM123 193V192H122ZM167 193V192H165ZM163 193V194H165ZM173 193V192H171ZM170 193V194H171ZM184 193L183 192V197H184ZM188 193V192H187ZM229 193V192H228ZM133 194V193H132ZM156 194V193H155ZM159 196V193H157ZM156 194V195H157ZM169 194V195H170ZM197 194V195H196ZM206 194V193H205ZM219 194V193H218ZM227 194V193H225ZM224 194V196H225ZM125 195V194H124ZM127 195V194H126ZM140 195V194H139ZM146 195V194H145ZM144 195V196H145ZM152 195V194H151ZM167 195V197L169 196ZM204 195V193H203ZM216 195V194H215ZM228 195V194H227ZM226 195V196H227ZM138 196V195H137ZM141 196V197H144ZM165 196V195H164ZM173 196V195H172ZM186 196H190L188 194H186ZM185 196V197H186ZM205 196V195H204ZM225 196V197H226ZM126 196H124L125 198ZM161 198V196H159ZM174 197V196H173ZM176 197V196H175ZM31 198V197H30ZM187 198V197H186ZM185 198V199H186ZM204 198V197H201ZM217 198V197H216ZM145 199V198H144ZM141 200V201H144ZM148 199V197H147ZM150 199V198H149ZM176 199V198H175ZM184 199V198H183ZM182 199V200H183ZM184 199V200H185ZM126 200V199H125ZM129 200V199H128ZM151 200V199H150ZM194 200V199H193ZM203 200V199H202ZM140 201V202H141ZM160 200L157 201V203H159ZM164 201H167V199H164ZM174 201V198H173ZM132 202V201H131ZM162 201H160L161 203ZM180 202H184L181 201ZM213 202V201H212ZM151 203V202H150ZM153 203V202H152ZM159 203V204H160ZM170 203V202H168ZM173 203V202H172ZM177 203V201H176ZM179 203V202H178ZM117 204V203H116ZM136 205V203H133ZM146 206L147 203L145 202ZM186 204H188V201H186ZM190 204V201H189ZM188 204V206H189ZM210 204V203H209ZM152 205V204H151ZM162 205V204H161ZM191 205V204H190ZM113 206V205H112ZM142 206V205H141ZM144 206V205H143ZM142 206V207H143ZM144 206V207H146ZM178 207V204L175 205V207ZM164 207V206H162ZM174 207V206H173ZM194 207V205L192 206ZM191 207V208H192ZM241 207V206H240ZM88 208V207H86ZM148 209L151 210V208L146 207ZM153 208V207H152ZM157 208V207H156ZM155 208V209H156ZM167 208V207H166ZM169 208V207H168ZM167 208V209H168ZM172 208V206H171ZM197 208V207H196ZM201 208V207H200ZM198 207V209H196L197 211L200 209ZM91 209V208H90ZM89 209V210H90ZM166 209V210H167ZM170 209V208H169ZM193 209V208H192ZM207 209V208H206ZM209 209V207H208ZM92 210V209H91ZM160 210V209H159ZM173 210L170 209L169 211ZM191 210V209H189ZM188 210V211H189ZM195 210V209H194ZM193 212H196L194 211ZM93 211V210H92ZM145 211V210H144ZM152 211V210H151ZM174 211V210H173ZM206 211V210H205ZM223 210H221L220 212H222ZM262 211V212H263ZM94 212V211H93ZM155 212V211H154ZM153 212V213H154ZM158 212V210H157ZM200 210L197 212L199 213ZM203 212V211H202ZM207 212V211H206ZM95 213V212H94ZM171 213V212H170ZM187 213V212H186ZM185 213V214H186ZM192 213V211H191ZM214 213V212H213ZM160 214V213H159ZM165 214V213H164ZM168 214V213H167ZM212 214V213H211ZM216 214V213H214ZM111 217H118L119 219L117 220L114 219V221H119L121 214L119 213L117 208L113 209V212L110 213ZM129 215V214H128ZM220 213H218V217L217 220L220 218L219 217ZM227 215V214H225ZM259 215V214H258ZM262 216V214H260ZM166 216V215H165ZM180 216V215H179ZM183 216V215H182ZM260 216V220L252 218V220H247L246 221V227L244 226H239V222H233L232 224L233 227L228 230H225L223 232L224 235H226V242L221 243H217L214 244L213 242V246L215 247V249L213 251H207V250H201V251H195L193 253L190 254H186L184 255L183 259H186L187 261H191L194 260H201L196 264H264V231H263V226H264V219H262ZM1 217V215H0ZM150 217V216H149ZM256 217V216H254ZM264 217V216H263ZM100 218V217H99ZM109 218V217H108ZM177 218V217H176ZM179 218V217H178ZM215 218V217H214ZM213 218V219H214ZM223 218V217H222ZM150 222H154L155 220L152 219V217L150 218ZM160 219V218H159ZM248 219V218H247ZM101 220V219H100ZM108 219L105 220V223L107 225V221ZM149 220V219H148ZM175 220V219H174ZM173 220V221H174ZM178 220V219H177ZM227 220V219H226ZM104 221V220H103ZM123 221H127L126 219H123ZM122 221V223H123ZM228 221V220H227ZM240 221V220H239ZM245 221V220H244ZM149 222V221H148ZM159 222V221H158ZM168 222V221H167ZM170 222V221H169ZM168 222V223H169ZM230 222V221H229ZM227 222V223H229ZM241 222V221H240ZM55 223V222H54ZM121 223V222H120ZM121 223V224H122ZM157 223V222H156ZM203 223V222H202ZM214 223V222H213ZM112 224V223H111ZM171 224V223H170ZM113 225V224H112ZM115 225V224H114ZM119 225V224H118ZM144 225L148 226L149 224H145ZM151 225V224H150ZM149 225V226H150ZM168 225V224H167ZM144 226V227H145ZM152 226V225H151ZM154 226V225H153ZM205 226V225H204ZM108 227V226H107ZM118 227V226H117ZM141 227H143V224H141ZM139 227V228H141ZM163 227V226H162ZM161 227V228H162ZM115 228V227H114ZM165 228V227H164ZM189 229V228H188ZM187 229V230H188ZM195 229V228H194ZM112 230V229H111ZM109 229V231H111ZM123 230V229H122ZM134 230V229H133ZM136 230V229H135ZM147 230V229H146ZM148 230H150L148 228ZM108 231V232H109ZM220 231V230H219ZM229 234H228V232ZM168 232V231H167ZM196 232V231H195ZM198 232V231H197ZM66 233V232H65ZM107 233V231H106ZM111 233V232H109ZM113 233V231H112ZM111 233V234H112ZM116 233V232H115ZM124 233V232H123ZM128 233V232H127ZM130 233V232H129ZM138 233V232H137ZM187 234H189L188 232H186ZM193 233V232H192ZM191 233V234H192ZM110 234V235H111ZM117 234H118V230H117ZM132 234V233H131ZM195 234V233H194ZM127 235V234H125ZM136 235V232L135 234ZM193 235V234H192ZM114 236V235H113ZM117 236V235H116ZM128 236V235H127ZM189 236V235H188ZM222 237V235H220ZM140 237V235H139ZM160 237V236H159ZM168 237V236H167ZM184 237H185V233H184ZM118 238V237H116ZM179 238V237H177ZM176 238V240H177ZM181 238V237H180ZM189 238V237H188ZM195 238V237H194ZM142 239V238H141ZM144 239V238H143ZM192 238H190V241ZM197 239V238H196ZM173 240V239H172ZM179 240V239H178ZM182 240V238L180 239ZM179 240V241H180ZM185 238L182 240L184 242ZM189 240V239H188ZM188 240H186V243L189 242ZM126 243V242H125ZM185 243V242H184ZM128 245V244H126ZM185 245V244H184ZM130 246V245H129ZM128 246V247H129ZM209 248V247H208ZM212 248V247H211ZM131 249V248H130ZM162 249V247H161ZM165 249V248H164ZM132 250V249H131ZM177 251V250H176ZM77 254V255H78ZM78 255V257H79ZM175 255V254H174ZM139 256V255H138ZM182 255H180L181 258ZM176 257V256H175ZM178 257V256H177ZM183 257V256H182ZM179 258V259H180ZM14 259V258H13ZM196 260V262H197ZM146 262V261H145ZM84 263V262H83ZM95 263V262H94ZM149 263V262H146Z\"/></svg>","mask_w":264,"mask_h":264},{"label":"built area","instance_id":"obj_3","mask_svg":"<svg viewBox=\"0 0 264 264\" xmlns=\"http://www.w3.org/2000/svg\"><path fill=\"white\" fill-rule=\"evenodd\" d=\"M3 261H4L6 264H11L12 261H13L12 255H10V254H6V255L3 257Z\"/></svg>","mask_w":264,"mask_h":264}]
</instances>
